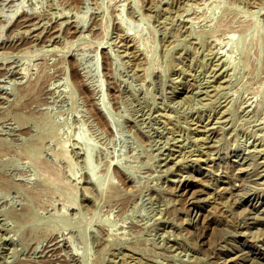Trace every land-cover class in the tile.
<instances>
[{
    "label": "rangeland",
    "instance_id": "1",
    "mask_svg": "<svg viewBox=\"0 0 264 264\" xmlns=\"http://www.w3.org/2000/svg\"><path fill=\"white\" fill-rule=\"evenodd\" d=\"M263 211L264 0H0V264H264Z\"/></svg>",
    "mask_w": 264,
    "mask_h": 264
},
{
    "label": "bare ground",
    "instance_id": "2",
    "mask_svg": "<svg viewBox=\"0 0 264 264\" xmlns=\"http://www.w3.org/2000/svg\"><path fill=\"white\" fill-rule=\"evenodd\" d=\"M4 28V27H3ZM38 86H36V87H34V88H36V89H38L37 88ZM34 88H32V89H34ZM27 90H29L30 91V89H27ZM32 92H35V89H34V91H32ZM27 95H28V93H26ZM26 94H25V96H26ZM30 94H31V91H30ZM29 94V95H30ZM29 95H28V97H29ZM32 96V95H31ZM33 97V96H32ZM32 101H34V100H32ZM169 159V158H168ZM46 168V172L48 171V168L47 167H45ZM264 212V211H263Z\"/></svg>",
    "mask_w": 264,
    "mask_h": 264
}]
</instances>
